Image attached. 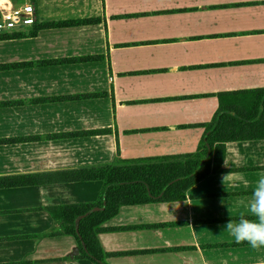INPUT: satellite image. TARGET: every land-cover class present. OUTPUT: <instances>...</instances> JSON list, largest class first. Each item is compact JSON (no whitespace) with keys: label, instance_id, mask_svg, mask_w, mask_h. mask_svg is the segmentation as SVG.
I'll return each instance as SVG.
<instances>
[{"label":"crops","instance_id":"crops-1","mask_svg":"<svg viewBox=\"0 0 264 264\" xmlns=\"http://www.w3.org/2000/svg\"><path fill=\"white\" fill-rule=\"evenodd\" d=\"M33 5L38 23L100 22L0 40V51L9 44L17 52L1 64L101 58L0 70V102L14 103L0 106V176L99 165L111 162L116 151L122 159L190 153L202 133L199 125L218 107L216 94L264 88V0ZM74 95L96 96L33 102ZM102 129L109 131L36 138ZM221 169L191 186L183 200L122 206L97 236L106 263L264 264V248L237 244L222 231L230 217L246 211V198L264 174V139L226 143ZM227 174L231 179L223 184ZM40 186L0 188V264H93L76 259L74 239L57 233L40 202ZM43 186L44 198L57 206L94 202L101 183Z\"/></svg>","mask_w":264,"mask_h":264},{"label":"trees","instance_id":"trees-1","mask_svg":"<svg viewBox=\"0 0 264 264\" xmlns=\"http://www.w3.org/2000/svg\"><path fill=\"white\" fill-rule=\"evenodd\" d=\"M31 1L33 3V0ZM98 22V18L44 20L40 23L36 21L22 30L1 34L0 40L31 38L43 29L91 25ZM100 58L101 56H80L7 63L0 64V70L89 62ZM96 95L104 96L105 93ZM96 95L36 99L33 102L70 100ZM216 97L218 107L209 122L199 125L202 133L193 152L122 159L116 151L111 162L99 165L65 168L47 173L0 176V188L100 182V191L94 202L49 206L45 211L56 226L58 234L74 239L78 249L76 259L88 260L93 264H107L105 260L108 254L100 247L97 236L106 231L104 223L113 218L122 206L183 200L191 186L209 175L222 172L226 143L264 139V88L218 93ZM8 104L9 102H0V106ZM108 131H81L36 138L79 137Z\"/></svg>","mask_w":264,"mask_h":264},{"label":"clouds","instance_id":"clouds-1","mask_svg":"<svg viewBox=\"0 0 264 264\" xmlns=\"http://www.w3.org/2000/svg\"><path fill=\"white\" fill-rule=\"evenodd\" d=\"M221 179L225 184L231 179V174L223 175ZM39 191L42 197L41 204L44 207L51 206V200L44 198L48 196L46 187L41 185ZM245 209L246 211L236 219L230 217L222 226V231L227 232L237 244L247 242L253 249L264 248V174L259 176L251 196L246 198Z\"/></svg>","mask_w":264,"mask_h":264},{"label":"built area","instance_id":"built-area-1","mask_svg":"<svg viewBox=\"0 0 264 264\" xmlns=\"http://www.w3.org/2000/svg\"><path fill=\"white\" fill-rule=\"evenodd\" d=\"M36 21L35 8L31 0L16 3L13 0H0V35L22 30Z\"/></svg>","mask_w":264,"mask_h":264},{"label":"rangeland","instance_id":"rangeland-1","mask_svg":"<svg viewBox=\"0 0 264 264\" xmlns=\"http://www.w3.org/2000/svg\"><path fill=\"white\" fill-rule=\"evenodd\" d=\"M15 3L16 2H20V1H22V0H13ZM1 46H3V45H1ZM25 49V48H24ZM24 49H22L21 51H23ZM29 52V49L27 50H24V52ZM4 53H5V55H4ZM17 52H15V48H14V46H12V45H4L3 47H1V51H0V62H3V60L5 59V57H7V56H13V55H15ZM33 61H36V60H33ZM1 64V63H0ZM38 99H47V97L46 98H38ZM9 104H11L10 102H9ZM12 104H14V103H12Z\"/></svg>","mask_w":264,"mask_h":264}]
</instances>
